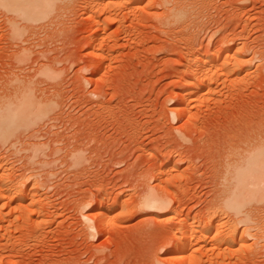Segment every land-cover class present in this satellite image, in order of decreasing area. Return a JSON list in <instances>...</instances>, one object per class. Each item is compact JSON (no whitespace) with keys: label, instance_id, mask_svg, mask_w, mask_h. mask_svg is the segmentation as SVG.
I'll return each instance as SVG.
<instances>
[{"label":"rangeland","instance_id":"rangeland-1","mask_svg":"<svg viewBox=\"0 0 264 264\" xmlns=\"http://www.w3.org/2000/svg\"><path fill=\"white\" fill-rule=\"evenodd\" d=\"M93 1L58 3L17 38L0 9V98L25 89L43 108L0 140V189L14 187L0 264H176L184 220L203 240L191 264H264V201L245 226L221 197L228 164L264 138V0ZM203 52L223 59L195 95ZM152 188L168 209L144 208ZM101 214L110 234L92 238L85 216Z\"/></svg>","mask_w":264,"mask_h":264},{"label":"bare ground","instance_id":"bare-ground-1","mask_svg":"<svg viewBox=\"0 0 264 264\" xmlns=\"http://www.w3.org/2000/svg\"><path fill=\"white\" fill-rule=\"evenodd\" d=\"M64 1H61V0H0V9L5 10L3 12L4 13L7 12L6 14L9 13V15L10 14L13 15V16L8 17L7 19L9 20V23L12 26V33L11 34L13 35V37L15 36V38H17L20 36H24V34H26L25 33L26 29L21 26V24L23 22H25V23L37 22L38 23V21H40V20H45V18L48 17L47 14L50 15V12H52V11L54 12V9L57 8V6H59L58 3L61 5ZM114 1H116V2H114ZM125 2L126 1H123V0H99V1L97 0V2L93 1V3H95L94 7L96 5V7L98 9H100V7H101V9H103L105 7L108 8V6H109L110 11L112 8L111 5L113 3H115V5H117V8L120 9L118 6L121 5L120 7H122L123 6L122 4H124ZM130 3L133 4L135 2L133 0ZM114 7H116V6H114ZM114 7H113V9H115ZM117 8L115 10H117ZM105 10H106V8H105ZM55 12H56V10H55ZM183 14H184V12H183ZM110 15H112V14L110 13ZM181 15H182V13H181ZM21 38H18V39H21ZM103 41H104L103 38L101 40L99 39V42H98L99 46L98 45L97 46L100 49H103V48H101L103 46ZM100 49H98V50H100ZM207 51H205V55H206ZM209 55H210V53H209ZM105 57H102L103 61H105L104 60V59H106ZM220 58H222L221 55L218 56L217 58H208L206 56L204 58V52L202 55L200 54L199 56L197 54L196 58L193 60V65L191 64L192 65L191 66V70H192L191 72H192V76H193L192 78L197 83L196 84V90L198 92L196 90H194L196 93L195 95L201 94L200 92L205 90L206 85L209 86V84H211L213 81H215L217 79V77L219 76V75L217 76V74H219V72L217 71L218 72L217 73L215 71V69L217 66H219V63L222 61ZM24 90L22 91L23 94H20L21 93L20 92L19 93L20 96L17 95L18 97H16V96H14V97L2 96V98H0V140L1 141L3 139H5V141H6V138H8L10 136L12 137L13 134L15 133V131L18 129H21L23 127L30 128V127L36 125L37 119L40 117V114L43 112L42 104L40 105L39 101H36L34 99L32 100L30 98V95H28ZM29 93H30V91H29ZM4 97H6V98H4ZM190 100H191V98H189V97H188V99L184 100L185 101L184 106L186 108L189 107L188 105H189ZM186 108H185V110H186ZM185 110H183V112H186ZM183 112L182 111L177 112L176 110L173 111V114H172L173 119L177 120L180 117H182L184 114ZM41 119H42V117H41ZM253 142L247 146L250 147L253 144ZM238 150L240 151V149H238ZM236 151H235V153H236ZM245 151H246V153H244V154H241V155L238 154L240 157L233 160L230 164H228L230 161L227 163L228 167L226 168L227 171H226V176H225L226 183L224 185V189L222 190V193H221L222 196L221 197H223V205H224L225 211H227L228 213H231L237 217V218H232L233 216H231V218L230 217L229 218L232 219V221L235 224L238 223L240 225L244 224L245 226H248L249 224H253L252 223L253 217L251 215V212L249 211L250 206H252V204H254L256 202L259 203V202L264 201V138H262L261 140H259V138H258L256 143L254 142V144L250 147V149L245 150ZM237 153H238V151H237ZM233 154H232V156H233ZM174 166L171 169H173V170L175 169V171H177L178 168H180L178 166V168L176 169V168H174ZM175 167H177V166H175ZM1 170H2V165H0V172H1ZM173 170H172V172H173ZM12 187H13V185H9L7 187L6 186L1 187V189H0V201L2 199L6 198V196L4 195L6 192H10L13 190ZM155 189L152 188V190H150L149 193H146L143 195L142 200H143L144 208L147 210H153V211L154 210L164 211V210L168 209L171 205L169 198H167L166 194L161 193V188H160V192L155 190ZM7 197H8L10 202L13 201L15 198L14 195H12V194H10ZM220 205L221 204H219V206ZM103 209L104 208L101 207V210H103ZM103 211H101V212L104 213ZM216 214H218V213L216 212ZM85 217H84L85 222L87 223L88 231L92 235V238L93 237L96 238L97 236H99L100 232H102V231H104V232L106 231L107 233L110 232L107 223L104 222L105 218L102 214L100 215V217H88L87 215ZM184 221L182 223L179 222V226L177 227V229H178L177 231H178L179 236H178V239L174 242V244L172 246V251L175 254L174 259L176 260L175 261L176 264H191L192 259L194 257L195 247H196V245H199L197 243L201 240V239L199 240V238H197V237L201 236V234L198 233V231H199L198 226H197L198 229L195 227L193 228V226H195V225L192 224L193 226H191L190 225L191 223H189V225H188V223H186L187 221H185V222ZM222 225L224 226V224H222ZM229 225H231V224H229ZM202 232L205 233L206 231H202ZM206 233H209V232H206ZM196 235H199V236L195 237L196 239H194V236H196ZM201 238L204 239L203 237H201ZM200 242H203V240ZM202 244H205V243H202ZM213 247H215V246H213ZM203 250H204V248L201 251H203Z\"/></svg>","mask_w":264,"mask_h":264}]
</instances>
